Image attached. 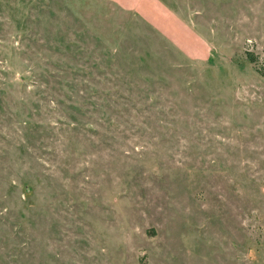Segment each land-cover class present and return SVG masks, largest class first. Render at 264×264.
I'll use <instances>...</instances> for the list:
<instances>
[{
  "label": "rangeland",
  "instance_id": "rangeland-1",
  "mask_svg": "<svg viewBox=\"0 0 264 264\" xmlns=\"http://www.w3.org/2000/svg\"><path fill=\"white\" fill-rule=\"evenodd\" d=\"M0 264H264V0H0Z\"/></svg>",
  "mask_w": 264,
  "mask_h": 264
}]
</instances>
